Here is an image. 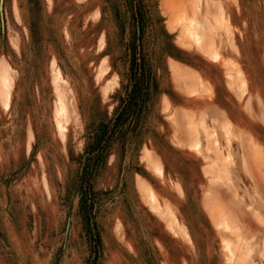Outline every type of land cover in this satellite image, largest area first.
I'll return each mask as SVG.
<instances>
[{"label":"rangeland","instance_id":"1","mask_svg":"<svg viewBox=\"0 0 264 264\" xmlns=\"http://www.w3.org/2000/svg\"><path fill=\"white\" fill-rule=\"evenodd\" d=\"M0 264H264V0H0Z\"/></svg>","mask_w":264,"mask_h":264},{"label":"trees","instance_id":"2","mask_svg":"<svg viewBox=\"0 0 264 264\" xmlns=\"http://www.w3.org/2000/svg\"><path fill=\"white\" fill-rule=\"evenodd\" d=\"M139 68H137L136 70H142L143 69V65H142V63H139V66H138ZM137 72V71H136ZM123 110L125 111V109L123 108L122 109V111H120V113H119V115L116 117V122L114 123V125H113V128H111L110 129V132H109V134L107 135V137L106 138H109L113 133H114V131H115V128L118 126V121H117V119L119 118V116L123 113ZM107 141V140H106ZM96 151L94 152V154H96V156L98 157L99 155H100V153L104 150V144L103 143H101L98 147H96V149H95ZM89 158H91V157H89ZM91 172V171H90ZM89 172V173H90Z\"/></svg>","mask_w":264,"mask_h":264},{"label":"crops","instance_id":"3","mask_svg":"<svg viewBox=\"0 0 264 264\" xmlns=\"http://www.w3.org/2000/svg\"><path fill=\"white\" fill-rule=\"evenodd\" d=\"M182 184H185L184 182H182ZM185 185H187V184H185Z\"/></svg>","mask_w":264,"mask_h":264},{"label":"bare ground","instance_id":"4","mask_svg":"<svg viewBox=\"0 0 264 264\" xmlns=\"http://www.w3.org/2000/svg\"><path fill=\"white\" fill-rule=\"evenodd\" d=\"M173 219V218H172ZM172 219H171V221H172ZM174 220V219H173ZM233 256H234V254H233Z\"/></svg>","mask_w":264,"mask_h":264}]
</instances>
